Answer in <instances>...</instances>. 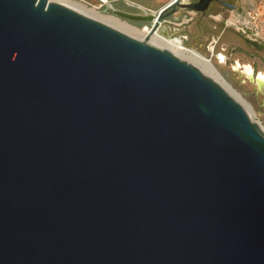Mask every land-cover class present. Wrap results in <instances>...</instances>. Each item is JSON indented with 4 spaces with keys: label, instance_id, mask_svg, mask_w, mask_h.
Here are the masks:
<instances>
[{
    "label": "water",
    "instance_id": "obj_1",
    "mask_svg": "<svg viewBox=\"0 0 264 264\" xmlns=\"http://www.w3.org/2000/svg\"><path fill=\"white\" fill-rule=\"evenodd\" d=\"M0 264H264V129L166 47L0 0Z\"/></svg>",
    "mask_w": 264,
    "mask_h": 264
},
{
    "label": "rangeland",
    "instance_id": "obj_2",
    "mask_svg": "<svg viewBox=\"0 0 264 264\" xmlns=\"http://www.w3.org/2000/svg\"><path fill=\"white\" fill-rule=\"evenodd\" d=\"M64 3L70 7L81 6L87 15L99 19L103 22L105 19H114L121 21L130 27L135 29L127 32L137 38H144L141 35L142 31L138 30L135 25L127 22L126 20L114 15L113 13L103 9L100 4V0H56ZM145 4L156 5L159 0H138ZM231 3L236 2L237 8L246 5L248 2L258 4L262 10V26L264 27V0H228ZM194 9H183V33L186 38L183 44L188 47L196 48L197 50L208 56L207 50L204 46L206 40L211 36H218L217 48L223 47L225 50L230 51L227 60L225 62H217L211 58V62L214 67L220 73V78L227 90H229L245 107L251 118L257 121L260 126L264 127V84L260 86L254 79L260 71L264 72V45L258 47L252 44L248 39L239 32L234 24H225L224 19L228 15V9L221 10L220 18L216 13V16H208L204 19L209 24V28L201 31L197 24L198 12H194ZM185 13V14H184ZM214 14V13H213ZM189 16H193L189 18ZM215 25V26H212ZM134 31V32H132ZM147 41L153 43L149 38ZM154 44V43H153ZM163 47V46H161ZM167 48V47H166ZM241 64H249L252 66V73L247 74L242 67L235 66L237 62Z\"/></svg>",
    "mask_w": 264,
    "mask_h": 264
},
{
    "label": "flooded vegetation",
    "instance_id": "obj_3",
    "mask_svg": "<svg viewBox=\"0 0 264 264\" xmlns=\"http://www.w3.org/2000/svg\"><path fill=\"white\" fill-rule=\"evenodd\" d=\"M196 1L197 0H178L175 4H172V0H159L156 5H149L138 0H100V4L103 6L104 10L120 18L122 17V19L135 25L138 30L142 31L143 37L146 39L151 36H165L170 39L180 40L183 43V35H185L183 33V22L185 21L183 19V9H193L190 6H186L185 3ZM224 2L231 3L228 0H211L204 10H193L199 14L197 17V24L201 31L209 28V24L206 23L204 19H207L208 16L214 17L216 13H221V10L230 7ZM233 4L235 5V2ZM114 10L137 14L141 17L151 15L152 19L129 18L115 13ZM192 17L193 16H189V18ZM255 77L256 75L254 76L256 80Z\"/></svg>",
    "mask_w": 264,
    "mask_h": 264
},
{
    "label": "built area",
    "instance_id": "obj_4",
    "mask_svg": "<svg viewBox=\"0 0 264 264\" xmlns=\"http://www.w3.org/2000/svg\"><path fill=\"white\" fill-rule=\"evenodd\" d=\"M260 8L258 4L248 2L238 10L235 2L234 6L228 7V15L224 19L225 24H234V27L247 39L264 45V27L262 26V10ZM217 14L220 18V13ZM185 37L183 35V41ZM218 39V36L211 35L204 43V46L208 53V56H206L208 60L213 58L217 62L222 63L227 60L231 52L223 47L217 48ZM179 43L183 44L180 40Z\"/></svg>",
    "mask_w": 264,
    "mask_h": 264
},
{
    "label": "bare ground",
    "instance_id": "obj_5",
    "mask_svg": "<svg viewBox=\"0 0 264 264\" xmlns=\"http://www.w3.org/2000/svg\"><path fill=\"white\" fill-rule=\"evenodd\" d=\"M74 8L85 13V14H87L84 11L85 9H82L81 6H79V5L74 6ZM105 20L107 21L108 24L113 25L114 27H117L118 29L125 31V32H130L129 30L135 29L133 27H130L129 25L124 24L121 21H117L114 19H108V18ZM132 32H134V31H132ZM141 35H143V33ZM149 39L154 44H156L158 46L167 47L168 49H170L172 52H174L178 56H180L184 59H187L188 61H191L192 63L197 65L205 74L211 76L214 80H216L220 85H222L227 90L224 83L221 80H219L220 73H218L217 69L214 67L212 62L210 60H208V58L201 51L197 50L196 48L188 47L184 44H181L176 39H170V38L165 37V36H151V37H149ZM235 66L242 67V69L247 74H251L252 70H253L251 65L241 64L239 61L236 63ZM258 75H259V77H262V79H264V72L263 71H260L258 73ZM227 91L231 95H233L229 90H227ZM235 98L237 99V97H235ZM261 127H262V129H264L263 126H261Z\"/></svg>",
    "mask_w": 264,
    "mask_h": 264
},
{
    "label": "trees",
    "instance_id": "obj_6",
    "mask_svg": "<svg viewBox=\"0 0 264 264\" xmlns=\"http://www.w3.org/2000/svg\"><path fill=\"white\" fill-rule=\"evenodd\" d=\"M248 41H249L250 43H252V44H255V45L258 46V47L262 46L261 44L255 42V41H251V40H249V39H248Z\"/></svg>",
    "mask_w": 264,
    "mask_h": 264
}]
</instances>
